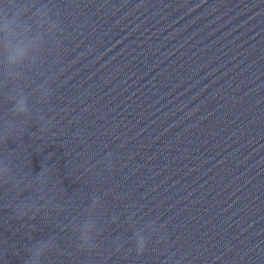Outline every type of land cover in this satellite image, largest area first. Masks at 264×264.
Returning <instances> with one entry per match:
<instances>
[{"label": "water", "instance_id": "water-1", "mask_svg": "<svg viewBox=\"0 0 264 264\" xmlns=\"http://www.w3.org/2000/svg\"><path fill=\"white\" fill-rule=\"evenodd\" d=\"M30 2L59 29L22 78L0 64V264L48 237L41 264H264V0Z\"/></svg>", "mask_w": 264, "mask_h": 264}, {"label": "clouds", "instance_id": "clouds-1", "mask_svg": "<svg viewBox=\"0 0 264 264\" xmlns=\"http://www.w3.org/2000/svg\"><path fill=\"white\" fill-rule=\"evenodd\" d=\"M59 24L50 16V9L45 2L33 5L30 0H0V64L5 68V75L11 81L22 78L20 71L26 62L35 63L37 53L45 40L46 34L58 30ZM50 77H45L36 88L40 97L47 98L51 94ZM9 110L15 115H25L31 112V105L27 94L22 89L9 91ZM41 128L46 127L47 121L41 117ZM9 130H14L15 121H8ZM101 197H90V208L99 206ZM23 214L24 208L18 206ZM117 218L112 217L113 222ZM163 225L157 226L155 220L145 221L143 225L135 227L131 239L134 240L137 252H142L149 237L159 232ZM78 232V246L91 248L94 245L95 234L100 230L95 216H86L76 226ZM55 247V241L44 238L33 242L27 249L26 264H41L44 255Z\"/></svg>", "mask_w": 264, "mask_h": 264}]
</instances>
